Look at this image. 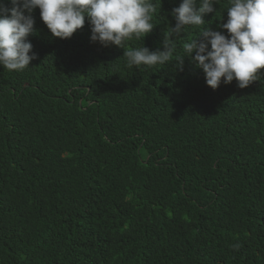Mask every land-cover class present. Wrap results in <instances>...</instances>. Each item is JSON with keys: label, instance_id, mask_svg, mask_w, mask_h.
I'll use <instances>...</instances> for the list:
<instances>
[{"label": "trees", "instance_id": "16d2710c", "mask_svg": "<svg viewBox=\"0 0 264 264\" xmlns=\"http://www.w3.org/2000/svg\"><path fill=\"white\" fill-rule=\"evenodd\" d=\"M153 2L125 50H162L181 0ZM227 6L205 25L227 35ZM32 15L36 58L0 66V264H264V78L213 90L187 56L128 68L87 19L61 39Z\"/></svg>", "mask_w": 264, "mask_h": 264}, {"label": "clouds", "instance_id": "9594fccd", "mask_svg": "<svg viewBox=\"0 0 264 264\" xmlns=\"http://www.w3.org/2000/svg\"><path fill=\"white\" fill-rule=\"evenodd\" d=\"M196 2L181 0L171 9L175 24L163 31L162 50H150L143 43L125 50L133 38L143 42L156 25L153 0H8L10 6L0 0V66L20 72L36 58L28 37L35 32L32 13L38 8L51 35L61 39L70 38L87 19L90 40L123 48L128 68L164 66L175 59L183 70V57L187 56L213 90L233 80L243 89L264 78L260 72L264 69V0H228L227 20L219 25L227 35L210 29L203 19L216 11L219 0H199L198 7ZM189 27L197 29L198 35L182 42V54H177L176 38ZM239 247L233 245L235 250Z\"/></svg>", "mask_w": 264, "mask_h": 264}, {"label": "rangeland", "instance_id": "374dc122", "mask_svg": "<svg viewBox=\"0 0 264 264\" xmlns=\"http://www.w3.org/2000/svg\"><path fill=\"white\" fill-rule=\"evenodd\" d=\"M142 153H144V150H142Z\"/></svg>", "mask_w": 264, "mask_h": 264}]
</instances>
